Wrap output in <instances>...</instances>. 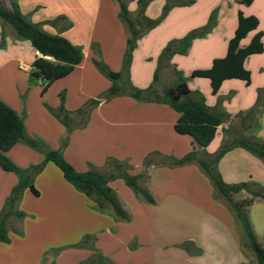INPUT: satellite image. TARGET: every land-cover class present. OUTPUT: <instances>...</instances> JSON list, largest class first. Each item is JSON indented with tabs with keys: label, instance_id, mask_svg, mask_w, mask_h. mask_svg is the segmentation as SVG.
<instances>
[{
	"label": "crops",
	"instance_id": "1",
	"mask_svg": "<svg viewBox=\"0 0 264 264\" xmlns=\"http://www.w3.org/2000/svg\"><path fill=\"white\" fill-rule=\"evenodd\" d=\"M244 1L180 0L185 5L173 6L163 17L169 1L145 0L143 15L160 22L141 32L131 62L125 66L130 34L119 18L117 0H61L60 7L48 16H43L39 2L19 0L21 11L34 23L65 17L56 26L44 25L43 30L81 47L84 59L44 94L43 82L31 89L32 63L42 55L28 41L19 40L11 27L0 23V99L23 117L29 136L60 150L79 172L87 171L90 164L105 171L109 158L128 161L132 175H144L138 182L154 203L137 196L123 180L112 181L109 186L129 215V220L117 219L110 209L98 211L65 180L56 165L49 163L34 181L39 196L26 189L18 203V209L33 218L32 225H10V242H0V264H82L95 254L108 259L106 264H257L231 208L217 195L199 165L165 164V157L180 159L193 150L192 139L175 131L179 114L166 104L137 101L128 95L105 100L112 82L93 62H104L111 71L122 74L123 82L142 90L149 89L157 75L153 90L158 94L184 80L194 97L203 98L212 112L222 115V124L206 150L209 154L241 137L264 142V51L245 63L251 73L249 83L225 81L217 95L212 94L209 80L192 77L194 71L210 69L214 60L226 56L239 12L259 20L258 29L242 41L241 47L248 46L257 32L263 33L264 46V0H253L249 5ZM121 3L131 20L139 17L140 0ZM207 27V34L194 39L184 53L175 52L187 35ZM169 46L172 53L167 56ZM138 53L146 55L147 67L143 69L137 63ZM51 92L57 96L52 98ZM62 92L65 108L75 119L66 146L62 140L67 130L47 108L59 107ZM229 95V102L221 103ZM98 99L101 102L84 125L85 119L75 113ZM254 108L256 115L247 119ZM24 146L19 143L7 153L15 164L26 167L43 161L41 153H29V147ZM154 152L161 157H155L153 165L146 168L145 160ZM206 155L199 150V158ZM217 168L227 184L254 182L264 188V161L244 148H233ZM12 174L0 168V214L18 183ZM247 195L242 192L235 198ZM35 198L43 204L29 206ZM248 212L254 235L264 248V200H256ZM87 235L94 239L89 247L73 248Z\"/></svg>",
	"mask_w": 264,
	"mask_h": 264
},
{
	"label": "trees",
	"instance_id": "2",
	"mask_svg": "<svg viewBox=\"0 0 264 264\" xmlns=\"http://www.w3.org/2000/svg\"><path fill=\"white\" fill-rule=\"evenodd\" d=\"M117 1L121 9L119 18L130 34L128 49L124 58L125 66H128L141 32L152 29L160 21L147 19L143 15L145 0H140L142 7L136 20H131L127 8L121 3V0ZM167 1L169 2L165 8L163 17L173 6L177 4L185 5V3L179 2L180 0H176V4L170 3L171 0ZM252 1L245 0L244 3L249 5ZM8 2L9 6H6L0 0V20L14 30L19 40L28 41L42 55L41 58L34 60L32 70L39 74V79L43 82L44 94L56 81L69 76L75 70V67L83 62V49L73 45L61 36L50 35L43 30L44 25L56 26L59 21L66 20L65 17H59L46 23H34L31 21L30 15L23 14L21 11L18 3L19 0H8ZM211 24L209 23L208 27ZM70 26L71 23H69ZM208 27L200 32L193 31L187 35L182 40L180 47L174 49L175 52L184 53L194 39L207 34ZM258 27L259 20L257 17H246L242 12H239L238 25L234 37L228 44L226 56L214 60L210 69L194 71L192 77L209 80L213 95H217L225 81L242 80L249 83L251 73L246 69L245 63L249 57L263 53V33L257 32L246 47H241V43L249 34L256 31ZM166 52L168 56V54L172 53V48L169 46ZM45 57H51V60ZM93 62L99 71L112 82V86L105 95V100L109 101L118 96L128 95L137 101L166 104L179 114V118L175 124V131L180 135H186L192 139L193 150L180 159L165 157L167 161L165 164L170 167L184 166L191 163L199 165L211 180L217 191V195L231 208L240 233L246 239L248 248L254 253L257 264H264V248L259 244L254 235L248 214L249 207L256 200H264V188L254 182L227 184L222 179L217 168L223 156L235 147L244 148L264 161V142L259 139L254 140L248 137H241L231 143H225L217 153L209 154L206 150L215 139L217 130L222 124V115L212 112L205 104L203 98L194 97L184 80L179 81L174 86L165 87L162 94H158L153 90L154 84L158 81L157 75L154 78L153 85L147 90H142L134 87L129 82H123L122 74L111 71L104 62L96 59ZM59 98L60 105L57 109L53 110L48 106L47 108L65 126L67 136L62 140V145L66 146L69 143L70 134L75 129V119L73 113L67 111L65 108V93L62 92ZM100 102V99L90 100L75 115L85 119L84 125H86L90 112ZM256 112V108L252 109L246 115V118L249 119L255 116ZM19 143H24L29 148L43 154V161L39 165L28 169L19 168L7 157V153ZM201 149L207 154L203 159L198 157V152ZM155 157H161V155L154 152L146 158L144 163L146 168L153 165ZM48 163L56 165L63 173L65 180L77 191L89 198L98 211L103 212L110 209L117 219L129 220V215L124 210L115 191L109 186V183L112 181L123 180L137 196H141L149 203H154V199L149 191L138 182L144 175H132L130 171L133 167L128 161L109 158L105 171L90 164L87 171L79 172L64 158L60 150L52 149L43 140L29 136L23 117L19 116L14 109L0 99V168L5 172L15 174L18 178V183L6 199L5 206L0 214V242H10V220L13 218L22 220L26 215L19 210H15V206L22 200L25 190L29 189L35 196H39V192L34 186V180ZM165 164L162 163V165ZM242 192H246L250 197L236 202L234 197ZM17 232L22 234V231ZM93 240L92 237L87 235L79 244L74 245L73 248L89 247V244ZM92 250L94 249L92 248ZM101 263H109V260L95 254L82 264Z\"/></svg>",
	"mask_w": 264,
	"mask_h": 264
},
{
	"label": "rangeland",
	"instance_id": "3",
	"mask_svg": "<svg viewBox=\"0 0 264 264\" xmlns=\"http://www.w3.org/2000/svg\"><path fill=\"white\" fill-rule=\"evenodd\" d=\"M28 1H32L33 3H35V2H39V7H41V8H43V16L45 15V16H48L49 14H52L53 12H55V10L58 8V5H59V7H60V3H61V0H28ZM70 1V0H69ZM222 1H227V0H220V2H222ZM1 2H2V4H4V5H6V6H9V2H8V0H1ZM38 7V8H39ZM220 4L217 6V9H220ZM162 13V12H161ZM218 13H219V11H218ZM162 15V14H161ZM161 15H159L157 18H161ZM0 23H3L1 20H0ZM3 25H5L4 23H3ZM5 26H7L8 27V25H5ZM10 27V26H9ZM66 39V38H65ZM249 40V39H248ZM248 40H247V42H248ZM244 45V44H243ZM139 58H138V61H137V63H138V65L140 66V68H145V67H147V63L146 62H144V57L146 56L145 55V53H142V54H139L138 53V55H137ZM144 72H147V70H145ZM202 80H206V79H203V78H201ZM206 81H208V80H206ZM42 85V81H40V80H36V83H31L30 84V87H31V89H33V88H35V87H37V86H41ZM53 91V90H52ZM51 97L53 98V97H55V96H57V95H55V94H53V92H51ZM223 100H221V103H223V102H225V101H227V102H229V99H230V95L229 96H227L226 98H222ZM248 123H250V120H248L247 121ZM236 125H238V122L236 123ZM25 145V144H24ZM24 147H27V146H24ZM27 151L29 152V153H33L34 155H37L36 153L38 152V151H33V152H30V151H32V150H29V148H27ZM39 153V152H38ZM41 155H43V154H41ZM7 157L9 158V156L7 155ZM10 159V158H9ZM11 160V159H10ZM29 162H31L30 160L28 161V164H29ZM41 162H39V163H34V162H31L29 165H27L26 167L25 166H19V165H17L19 168H21V169H28V168H30V167H32V166H37V165H39ZM49 164V163H48ZM46 167V166H45ZM13 175V174H12ZM15 175V174H14ZM16 176V175H15ZM14 177V176H13ZM17 177V176H16ZM36 179V178H35ZM35 181V180H34ZM24 195V194H23ZM250 196H248L247 195V198H249ZM23 199V198H22ZM234 199H235V201L236 202H240V201H242L243 199H245V198H243V196L242 197H238V198H235L234 197ZM34 201H36L35 203L34 202H31L30 203V205L29 206H32L33 204H36L37 206H39V205H41V204H43V201H41V200H37V198H35L34 199ZM35 205V206H36ZM15 210H19L20 212H23L24 214H26L25 213V210L24 209H22V208H19L18 209V204L15 206ZM32 221H33V218L32 217H30V216H28V214H26L25 215V217L22 219V220H17L16 221V218L14 219H11L10 220V224L9 225H32ZM243 239L246 241V239L243 237ZM82 240V239H81ZM57 252L58 251H52V253H56L57 254Z\"/></svg>",
	"mask_w": 264,
	"mask_h": 264
},
{
	"label": "water",
	"instance_id": "4",
	"mask_svg": "<svg viewBox=\"0 0 264 264\" xmlns=\"http://www.w3.org/2000/svg\"><path fill=\"white\" fill-rule=\"evenodd\" d=\"M39 79V74L37 72H33L31 73L30 75V80L29 82L30 83H34L35 80Z\"/></svg>",
	"mask_w": 264,
	"mask_h": 264
},
{
	"label": "built area",
	"instance_id": "5",
	"mask_svg": "<svg viewBox=\"0 0 264 264\" xmlns=\"http://www.w3.org/2000/svg\"><path fill=\"white\" fill-rule=\"evenodd\" d=\"M46 59H48V60H51V57H45Z\"/></svg>",
	"mask_w": 264,
	"mask_h": 264
}]
</instances>
